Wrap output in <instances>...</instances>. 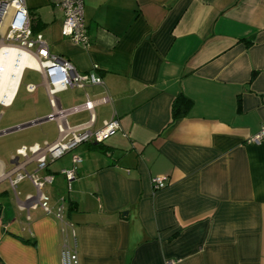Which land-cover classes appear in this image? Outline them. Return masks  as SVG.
I'll return each instance as SVG.
<instances>
[{
  "label": "crops",
  "instance_id": "1",
  "mask_svg": "<svg viewBox=\"0 0 264 264\" xmlns=\"http://www.w3.org/2000/svg\"><path fill=\"white\" fill-rule=\"evenodd\" d=\"M25 2L50 51L102 79L59 92L60 106L88 97L92 130L119 122L100 144L25 167L53 175L42 192L53 208L63 198L80 264H264V137L249 141L264 125V0H83L86 45L61 34L52 0ZM177 95L190 105L167 125ZM77 113L70 126L88 122ZM45 133L0 152V264H61L58 221L26 200L36 192L28 178L13 190L4 177L19 147L56 139L41 143ZM73 153L82 161L68 189L60 170ZM157 175L167 185L155 191Z\"/></svg>",
  "mask_w": 264,
  "mask_h": 264
},
{
  "label": "built area",
  "instance_id": "2",
  "mask_svg": "<svg viewBox=\"0 0 264 264\" xmlns=\"http://www.w3.org/2000/svg\"><path fill=\"white\" fill-rule=\"evenodd\" d=\"M53 4L63 12L61 34L68 37L74 43L86 45L88 42L87 29L83 17V0H52ZM15 53V54H14ZM14 54V70L4 75L5 57ZM0 105L9 106L12 104L22 72L25 68L35 70L45 78V90L51 112L44 118L32 120L38 122L42 119L54 121L57 130V137L52 142L43 144L34 143L29 146H21L16 150L17 156L22 158L17 160L13 169L7 172L4 177L14 190L17 182L28 178L36 192L28 194L26 200L33 207L39 205L46 214H52L60 225V231L64 236V241L60 250L61 264H80L76 246V231L73 223L65 218L64 200L60 198L57 205L50 206L49 197L42 192L45 183L53 181V175L47 174L40 178L35 174H29L25 167L30 162H35L38 169L45 168L47 161L60 158L68 152H72L82 143L94 141L103 142L109 135L119 129L117 118L112 117L105 121L100 129L92 130L94 123V101L86 97L81 105L64 109L60 106L57 94L70 87L82 88L87 84H101L102 79L94 71L79 72L73 64L57 54L50 51L44 40L42 33L34 32L31 27V20L25 0H0ZM22 56L27 60L20 69L18 75L17 66L21 62ZM4 57V58H3ZM15 75H18L16 85H13ZM34 85H28L27 90L34 89ZM107 101V97L101 99ZM82 110L89 112L88 122L82 125L70 126L67 117ZM19 126V125H17ZM15 127V126H14ZM8 129L0 130V135L6 134ZM264 137V125L259 132L249 138L250 142H259ZM82 159L76 154L71 155V168H64L60 173L67 180V188L70 189V182L75 179L76 164ZM167 177L157 175L151 178L153 190H160L166 187ZM73 240V247L69 245L67 238ZM175 260H167L165 264H175Z\"/></svg>",
  "mask_w": 264,
  "mask_h": 264
},
{
  "label": "rangeland",
  "instance_id": "3",
  "mask_svg": "<svg viewBox=\"0 0 264 264\" xmlns=\"http://www.w3.org/2000/svg\"><path fill=\"white\" fill-rule=\"evenodd\" d=\"M29 83L37 85L35 91H26V85ZM47 99L48 98L47 94H45V89L41 85L40 74L29 68L24 69L13 103L9 106L0 105V130L24 122L25 119L37 115H44L45 113L51 111ZM80 117L81 114L76 113L74 115H70L68 117V121L70 124H73L76 122V119H80ZM54 124V121H44L0 135V152L5 150V147L10 142V140L13 141L16 138H20L24 135L29 137L36 134L42 135L46 132L45 136L43 135V137H40L41 143V139L44 137H47L49 141H52L57 137V130L55 129ZM32 193H34V191Z\"/></svg>",
  "mask_w": 264,
  "mask_h": 264
},
{
  "label": "trees",
  "instance_id": "4",
  "mask_svg": "<svg viewBox=\"0 0 264 264\" xmlns=\"http://www.w3.org/2000/svg\"><path fill=\"white\" fill-rule=\"evenodd\" d=\"M246 43L250 44L251 40H246ZM189 105H190V99H188L187 97L183 95L175 96L171 104V112H170L171 114L167 125L173 123L174 120L183 116Z\"/></svg>",
  "mask_w": 264,
  "mask_h": 264
},
{
  "label": "bare ground",
  "instance_id": "5",
  "mask_svg": "<svg viewBox=\"0 0 264 264\" xmlns=\"http://www.w3.org/2000/svg\"><path fill=\"white\" fill-rule=\"evenodd\" d=\"M15 54V53H14ZM14 54H10V55H8V56H6L5 57V62H4V65H5V72H4V75H7L8 74V72L10 73L12 70H14L13 68H14ZM4 58V57H3ZM2 59V56H0V60ZM21 60V62H20V64L17 66V72H18V75H19V71H20V69H21V67L23 66V64H25L26 63V59H25V56H22V58L20 59ZM18 75H15V78L14 79H12L13 80V85L15 86L16 85V83H17V80H18Z\"/></svg>",
  "mask_w": 264,
  "mask_h": 264
},
{
  "label": "water",
  "instance_id": "6",
  "mask_svg": "<svg viewBox=\"0 0 264 264\" xmlns=\"http://www.w3.org/2000/svg\"><path fill=\"white\" fill-rule=\"evenodd\" d=\"M43 121H46L45 119H42L40 121H36V122H27V123H24V124H20L19 126H15L13 128H10L9 131H7V133L11 132V131H15V130H18V129H21V128H25V127H28V126H31V125H34V124H37V123H40V122H43Z\"/></svg>",
  "mask_w": 264,
  "mask_h": 264
}]
</instances>
